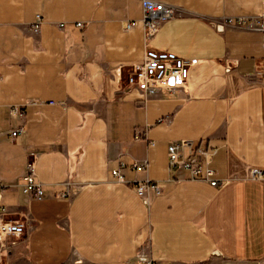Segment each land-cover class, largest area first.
Wrapping results in <instances>:
<instances>
[{
	"label": "crops",
	"instance_id": "crops-1",
	"mask_svg": "<svg viewBox=\"0 0 264 264\" xmlns=\"http://www.w3.org/2000/svg\"><path fill=\"white\" fill-rule=\"evenodd\" d=\"M157 1L176 16L147 40L142 0H0V219L26 224L1 264L264 259V180L251 175L264 170L263 33L225 23L264 0ZM147 44L192 62L184 88L127 87ZM181 140L213 153L220 185L174 179L168 145ZM29 172L42 199L22 191ZM146 181L160 191L139 195Z\"/></svg>",
	"mask_w": 264,
	"mask_h": 264
},
{
	"label": "built area",
	"instance_id": "built-area-1",
	"mask_svg": "<svg viewBox=\"0 0 264 264\" xmlns=\"http://www.w3.org/2000/svg\"><path fill=\"white\" fill-rule=\"evenodd\" d=\"M143 5V24L145 28L146 39L153 38L159 31L161 23L170 20L176 16V10L171 5L157 0H142ZM225 23L248 31H257L263 33L264 43V13L257 16H231L227 17ZM135 21H128L126 29H131ZM61 27L64 24H60ZM77 26L82 27L83 23L78 22ZM37 26H35L36 30ZM192 62L185 59L175 52L152 48L147 44L144 59L131 66L125 82L130 90L140 93L142 99H147L159 93L172 94L177 90L184 88L190 73ZM119 71L122 74L121 68ZM264 74V72H263ZM13 114H22L19 107H13ZM24 131V127H19L11 131V137L14 138ZM212 152L206 151L200 143L192 140L174 141L168 145L169 167L176 176L175 180L190 179L195 181H205L213 186H218L222 182L215 178V171L209 166ZM201 158L203 160H201ZM125 163L112 171L113 175L123 181L121 168ZM136 168L144 166L141 163H135ZM251 175L254 179L264 180L263 169H252ZM1 187V183H0ZM22 191L37 199L45 196V191L40 182H38L32 172L25 174L21 183ZM150 188L160 191L159 183L146 181L136 184V190L142 197L147 196ZM70 192L66 190L62 195L68 196ZM26 232V224L19 220L0 219V245L10 236L23 235ZM139 260L147 264L153 262L144 255H139ZM1 264V258H0ZM70 264V263H62ZM236 264H264V259L252 262H240Z\"/></svg>",
	"mask_w": 264,
	"mask_h": 264
},
{
	"label": "water",
	"instance_id": "water-1",
	"mask_svg": "<svg viewBox=\"0 0 264 264\" xmlns=\"http://www.w3.org/2000/svg\"><path fill=\"white\" fill-rule=\"evenodd\" d=\"M221 29V28H220Z\"/></svg>",
	"mask_w": 264,
	"mask_h": 264
}]
</instances>
